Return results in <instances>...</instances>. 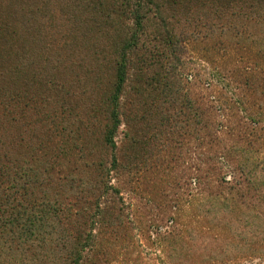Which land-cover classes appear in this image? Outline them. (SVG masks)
Returning a JSON list of instances; mask_svg holds the SVG:
<instances>
[{
	"label": "rangeland",
	"instance_id": "374dc122",
	"mask_svg": "<svg viewBox=\"0 0 264 264\" xmlns=\"http://www.w3.org/2000/svg\"><path fill=\"white\" fill-rule=\"evenodd\" d=\"M154 1L159 7L145 6L144 23L137 26L119 9L120 0H0V10L28 27L11 63L14 105L8 115H0L2 154L31 180L33 198L75 205L85 211L84 218L104 220L102 257L88 264H206L213 253L207 246L220 255L221 247L227 250L222 264H264L262 236L255 237L250 250L241 238L244 219L256 220L264 231V192L216 185L222 171L207 161L223 148L246 146L236 135L217 131L216 123L226 118L218 108L230 104L220 94L237 91L230 80L228 89L216 77L218 71L233 70L218 65L217 51L225 40L234 43L236 33L264 40V7L257 10L260 17H248L240 14L249 12L245 0L239 12L230 7L226 13H220L225 0H186L177 6ZM133 32L137 45L127 50ZM170 34L176 40L173 50ZM183 37H188L184 44ZM123 50L130 63L116 93ZM172 81L182 87L174 104ZM246 94L253 111L260 112L264 91ZM214 96L217 100L211 101ZM177 110L186 116L178 117ZM174 120L180 128L170 126ZM202 120L210 125L203 127ZM110 131L115 148L107 142ZM255 140L254 148L264 156V137ZM115 159L124 167L107 175ZM226 173L222 179L232 182ZM195 176L199 186L188 184ZM223 196L232 197L233 215L211 221L206 198ZM59 219V230L47 234L41 229L35 241L25 243L16 241L9 228L0 229L6 260L63 264L70 248L62 231L66 220Z\"/></svg>",
	"mask_w": 264,
	"mask_h": 264
},
{
	"label": "trees",
	"instance_id": "16d2710c",
	"mask_svg": "<svg viewBox=\"0 0 264 264\" xmlns=\"http://www.w3.org/2000/svg\"><path fill=\"white\" fill-rule=\"evenodd\" d=\"M121 1V12L127 14L132 18L137 26L143 24L145 19L144 9L145 6L151 5L154 7H159L158 3L154 0H120ZM191 1V0H189ZM222 2L225 8L220 9V13H226L227 8L233 7L234 9L242 6L243 0H225ZM249 3L247 7V13L241 12L243 16H252L251 14L260 15V12H257L259 8L264 7V0H245ZM172 4L179 5L185 3L186 0H170ZM238 10V9H237ZM238 10V12H239ZM149 11V10H148ZM115 13V12H114ZM237 13V12H232ZM222 14L221 16H223ZM260 17V16H259ZM219 20V18H217ZM28 29L27 23L23 20H18L10 12L0 10V115H8L12 110L13 95L12 89H10V75L12 72L11 63L13 57L16 56L15 50L18 48L22 49L26 30ZM210 29V28H209ZM219 29L222 32L225 31V27L222 22L219 25ZM226 30H228L226 28ZM131 35V39L127 43V50L129 48H135L137 45L138 38L136 34ZM249 35V36H246ZM237 40H234V43L231 41L225 40L221 43L222 46H219L217 53L221 57L219 66L228 65L233 68V70H225L222 72H217L216 77L220 82H224L226 88H230L231 85L227 80H230L232 84H235L237 91L232 92L230 90L231 96L225 95L226 92L221 93L220 95L230 102L224 108H218V111L223 112V116L226 118L224 121H218L217 131H225L224 133H231L236 135L240 141H243L246 146H232L223 152H213L211 156L207 157L208 162H211L213 166L222 174L218 181L215 180L216 185H221L222 183L228 184V187L231 190L237 189L240 186L251 188L260 193L264 192V156L258 155L259 149L254 148L255 139H263L264 137V108L260 109V112L253 111V104L251 105L247 99V90L257 91L261 96L264 91V40L260 41L258 35H253L245 32V35L237 34ZM238 35L240 38H238ZM207 37V36H205ZM188 37H183L181 42L185 43V40ZM208 38V37H207ZM197 39H201L198 37ZM131 41V42H130ZM173 44H176V40L173 41V36L170 34V45L173 50ZM181 47V46H180ZM123 50L122 55L120 56L121 66L123 70L117 75V84L115 86V92H120L123 83L127 80V72L124 70L126 65L130 63V60L125 57L127 52ZM221 51V52H220ZM119 64V63H117ZM180 66V65H179ZM131 67V66H130ZM178 68H171V71ZM232 71V72H231ZM178 75L175 74V77ZM215 77V76H214ZM178 82V81H176ZM176 82H170V101L172 103L179 101L180 90L182 87ZM237 82L240 86H238ZM209 84V82H208ZM233 88V87H232ZM243 92L244 94H242ZM173 93V96L171 94ZM219 94V92H217ZM227 94V93H226ZM116 95V94H115ZM117 98L119 94H117ZM18 99L20 96L15 95ZM263 98V96H262ZM216 96L212 98L211 101H215ZM191 102V100H188ZM211 102L210 100H208ZM191 103H189L190 105ZM224 104V101H223ZM188 105V103H187ZM188 105V106H189ZM264 106V104H263ZM190 110L192 109L190 105ZM195 109L191 110L194 111ZM226 110V111H224ZM237 111L242 114L239 116ZM177 116L186 115L183 114L181 110H177ZM117 121L116 114L112 115ZM239 121V123H233V120ZM173 118L170 116V121ZM204 122V120H202ZM231 124V125H230ZM210 124L204 122L203 127H208ZM230 125V126H229ZM170 126L173 128H180L179 124L174 120L173 123L170 122ZM112 132H107V142L111 143L110 145L115 148V144L112 142ZM208 146L211 143L205 142L203 145ZM207 146H204V148ZM208 148V147H207ZM3 150L0 147V229L9 228V232L15 234L16 241L20 243H25L28 241H35L40 234L41 229L50 234V230L54 232L59 230L61 219L63 218V223L66 224L62 231L65 232L66 241H68V246L70 248L68 257L63 264H88L91 261V258H96L97 255L102 257L103 251L99 248L101 243L99 241V235L101 234V224L104 225V220L101 218L90 219L84 218L83 209L75 205H64L58 203H49L42 199L37 200L33 198V193L31 192L32 182L27 178L25 173L18 174L15 170L20 166L16 161L12 160L8 155L2 154ZM102 165V164H101ZM108 169V174L111 171L123 169V165L120 164V160L115 159V162L112 163ZM22 167V166H21ZM26 171V169H24ZM232 178L230 183L226 179H222V175L227 174ZM23 179V180H22ZM22 180V182H21ZM30 181V182H28ZM188 184H193L194 186H199L200 180L199 177L190 178ZM109 188V187H108ZM107 188V191L112 190V188ZM238 190V189H237ZM209 197V196H208ZM206 198V197H205ZM264 202V195L261 196ZM206 207L205 213L211 215V221H214L217 218L225 217L226 215H233L235 210V205H232V197H222L221 199L216 198H206ZM97 212H100L98 210ZM65 215V216H64ZM221 216V217H220ZM51 218L55 219L54 222H51ZM49 219V220H47ZM176 220L171 219V223H175ZM57 223V225H56ZM217 223V221H216ZM214 226H216L214 224ZM217 227L222 229L220 224H217ZM229 228L231 226H228ZM244 234H242V242L250 250L253 248L257 242L255 237H260L258 242H264V231L261 229V224L256 222V220H243ZM48 229V230H47ZM65 238L63 240H65ZM219 239V238H218ZM174 238L170 236V243L175 245L173 242ZM217 241V240H216ZM207 252H213L210 255H207L206 264L208 262H219L222 264L225 260H228L227 250H224L223 247L220 248V251H223V254L220 255L216 252V248L207 246ZM254 249V248H253ZM260 249V248H259ZM261 250V249H260ZM231 253L232 250H229ZM236 253L244 254L241 250H237ZM107 255V254H106ZM252 256V254H248ZM8 255L6 254L5 249L0 248V263L2 264H14L6 260ZM246 257V256H243ZM237 258V257H236ZM172 261L173 257L170 256ZM235 259V258H234ZM2 261V262H1ZM228 263V262H227ZM225 263V264H227ZM46 264V263H44Z\"/></svg>",
	"mask_w": 264,
	"mask_h": 264
}]
</instances>
